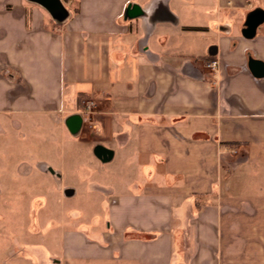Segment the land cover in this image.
Instances as JSON below:
<instances>
[{
  "label": "crops",
  "instance_id": "0c3cea01",
  "mask_svg": "<svg viewBox=\"0 0 264 264\" xmlns=\"http://www.w3.org/2000/svg\"><path fill=\"white\" fill-rule=\"evenodd\" d=\"M257 9L0 0V114L46 115L84 150L64 153L79 164L57 191L74 195L18 264H264V74L249 66L264 18L242 33Z\"/></svg>",
  "mask_w": 264,
  "mask_h": 264
},
{
  "label": "rangeland",
  "instance_id": "374dc122",
  "mask_svg": "<svg viewBox=\"0 0 264 264\" xmlns=\"http://www.w3.org/2000/svg\"><path fill=\"white\" fill-rule=\"evenodd\" d=\"M62 135L46 115L0 114V264L31 257L50 222L64 215L62 201L74 195L57 191L68 186L65 166L79 164L63 155L84 150Z\"/></svg>",
  "mask_w": 264,
  "mask_h": 264
},
{
  "label": "water",
  "instance_id": "95a60500",
  "mask_svg": "<svg viewBox=\"0 0 264 264\" xmlns=\"http://www.w3.org/2000/svg\"><path fill=\"white\" fill-rule=\"evenodd\" d=\"M264 18V12L262 10H254L251 12L245 22V28L243 29L242 33L246 37H250L254 34L256 27L262 22ZM250 70L255 76H262L264 74V64L258 60H250L249 62ZM95 154L98 158L106 160L107 157L111 155L110 150L98 147L95 150Z\"/></svg>",
  "mask_w": 264,
  "mask_h": 264
},
{
  "label": "built area",
  "instance_id": "2783aa9c",
  "mask_svg": "<svg viewBox=\"0 0 264 264\" xmlns=\"http://www.w3.org/2000/svg\"><path fill=\"white\" fill-rule=\"evenodd\" d=\"M207 67L215 71L217 69V62L215 60L210 61L209 63H207Z\"/></svg>",
  "mask_w": 264,
  "mask_h": 264
}]
</instances>
